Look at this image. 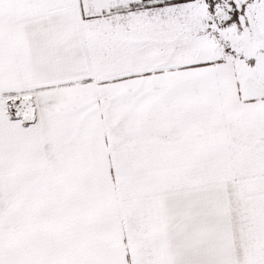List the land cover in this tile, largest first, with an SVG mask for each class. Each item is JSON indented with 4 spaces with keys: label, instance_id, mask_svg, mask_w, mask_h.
Masks as SVG:
<instances>
[{
    "label": "crops",
    "instance_id": "0c3cea01",
    "mask_svg": "<svg viewBox=\"0 0 264 264\" xmlns=\"http://www.w3.org/2000/svg\"><path fill=\"white\" fill-rule=\"evenodd\" d=\"M174 5L0 0V264H264V77Z\"/></svg>",
    "mask_w": 264,
    "mask_h": 264
},
{
    "label": "rangeland",
    "instance_id": "374dc122",
    "mask_svg": "<svg viewBox=\"0 0 264 264\" xmlns=\"http://www.w3.org/2000/svg\"><path fill=\"white\" fill-rule=\"evenodd\" d=\"M231 1L238 10L244 6V14L239 18V26L235 24L226 25L229 20V16L224 12L227 9L226 6L224 8L218 7L216 14L211 15L204 0L175 4L172 9H168V15H173L175 19V30L181 28L184 22V31L187 26L190 36L215 37L217 45L222 46L236 63L243 68L251 67L259 77H264V37L261 31L257 29V25L264 23V0H249L250 3L253 2V16L249 14L247 17L248 23L253 27L246 26L245 23L247 18L245 15L246 0ZM248 30L252 34L250 37L247 35ZM253 47L255 50L251 49ZM153 50L154 48L149 49L148 53L151 54ZM15 104L17 102L13 100L7 102L9 107H15Z\"/></svg>",
    "mask_w": 264,
    "mask_h": 264
},
{
    "label": "trees",
    "instance_id": "16d2710c",
    "mask_svg": "<svg viewBox=\"0 0 264 264\" xmlns=\"http://www.w3.org/2000/svg\"><path fill=\"white\" fill-rule=\"evenodd\" d=\"M193 0H172L174 4H181V3H188ZM208 11L211 15H215L217 12V8L221 7L224 8L226 6V11L229 16V20L226 23L227 26L231 24H235L239 26V18L244 14V6L241 10H238L237 6L231 0H204Z\"/></svg>",
    "mask_w": 264,
    "mask_h": 264
}]
</instances>
